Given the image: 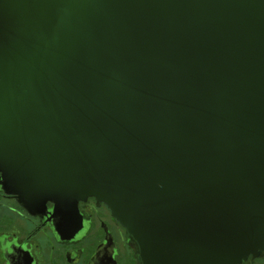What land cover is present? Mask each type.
I'll use <instances>...</instances> for the list:
<instances>
[{
    "label": "water",
    "instance_id": "water-1",
    "mask_svg": "<svg viewBox=\"0 0 264 264\" xmlns=\"http://www.w3.org/2000/svg\"><path fill=\"white\" fill-rule=\"evenodd\" d=\"M0 176L139 264L264 252V0H0ZM59 231V229H58Z\"/></svg>",
    "mask_w": 264,
    "mask_h": 264
},
{
    "label": "flooded vegetation",
    "instance_id": "flooded-vegetation-1",
    "mask_svg": "<svg viewBox=\"0 0 264 264\" xmlns=\"http://www.w3.org/2000/svg\"><path fill=\"white\" fill-rule=\"evenodd\" d=\"M13 188L0 176V264H139L136 244L103 201L77 202L80 225L72 234L52 202L39 208L36 200L27 210L23 204L33 203V193L23 199ZM242 264H264V252Z\"/></svg>",
    "mask_w": 264,
    "mask_h": 264
}]
</instances>
